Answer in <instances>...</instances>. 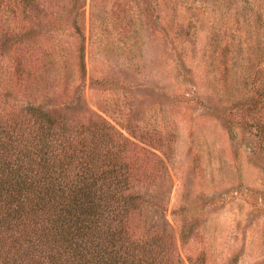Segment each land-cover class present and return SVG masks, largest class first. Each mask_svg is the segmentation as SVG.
I'll return each instance as SVG.
<instances>
[{
    "label": "trees",
    "instance_id": "trees-1",
    "mask_svg": "<svg viewBox=\"0 0 264 264\" xmlns=\"http://www.w3.org/2000/svg\"><path fill=\"white\" fill-rule=\"evenodd\" d=\"M172 1L166 2L176 10ZM182 1L191 9V0ZM112 3L108 9L91 0L90 28L98 34L90 45L113 54L122 41L132 58L143 55L148 26L164 24L162 0ZM86 5L87 0H0V264H210L189 188L172 211L174 223L166 217L173 131L167 141L157 124L150 129L129 123L123 127L128 136L108 118L85 114L82 87L63 108L46 107L63 79L73 81L77 74L83 80L86 74ZM69 24L78 42V73L68 66L61 39ZM115 27L124 28L123 36L112 35ZM174 34L181 46L194 35L184 23ZM259 48L260 67L246 82L249 88L234 99L220 94L211 110L232 137L236 126L246 130L255 154L264 158V41ZM225 49L210 57L216 79L229 90L232 67L222 57ZM241 152L236 146L237 160ZM191 242L201 243L198 254L184 253ZM238 260L234 255L230 264Z\"/></svg>",
    "mask_w": 264,
    "mask_h": 264
},
{
    "label": "rangeland",
    "instance_id": "rangeland-1",
    "mask_svg": "<svg viewBox=\"0 0 264 264\" xmlns=\"http://www.w3.org/2000/svg\"><path fill=\"white\" fill-rule=\"evenodd\" d=\"M98 1L108 9L113 4V0ZM166 1L161 6L164 24L157 29L148 26L143 55L132 58L122 41L113 54H103L98 44L90 45L89 38L97 37L98 30L93 33L90 28L91 0H87L86 74L83 80L77 74L73 81L63 79L58 92L45 101L46 107L63 108L82 87L89 109L85 114L108 118L128 136L123 127L129 123L150 129L157 124L167 141L173 131L175 155L168 162L171 178L163 201L167 219L174 223L172 211L184 203L189 188L194 218L201 219L208 239L210 264H230L234 255L239 259L236 264H264V158L255 154V143L246 130L236 126L232 137L225 121L211 110L220 94L225 100L228 95L232 99L242 95L260 67L264 0H191V9L184 1L173 0L176 10ZM180 23L190 24L194 33L183 46L174 34ZM122 29L113 28L112 35L123 36ZM2 30L0 26V38ZM61 36L68 66L78 73L79 48L70 24ZM46 39H41L43 46L49 43ZM223 46L222 57L232 67L229 90L216 79L217 65L210 57ZM6 64L12 72L11 61ZM238 145L242 156L237 160ZM201 247L191 242L183 251L198 254Z\"/></svg>",
    "mask_w": 264,
    "mask_h": 264
}]
</instances>
